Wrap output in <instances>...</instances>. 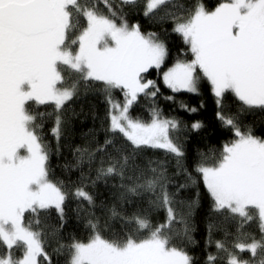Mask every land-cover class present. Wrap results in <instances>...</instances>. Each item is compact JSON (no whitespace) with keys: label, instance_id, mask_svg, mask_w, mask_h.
<instances>
[{"label":"snow or ice","instance_id":"snow-or-ice-1","mask_svg":"<svg viewBox=\"0 0 264 264\" xmlns=\"http://www.w3.org/2000/svg\"><path fill=\"white\" fill-rule=\"evenodd\" d=\"M136 2L121 0L124 5ZM102 3L109 14L81 0H0V245L5 249L0 264H51L43 239L47 213L55 209L62 220L68 193L49 178L50 147L42 132L45 120L54 119L51 134L58 143L68 102L81 83L88 87L93 82L101 86L108 105L106 131L119 139L106 138L95 151L76 149L75 163L66 167L81 170L74 195L93 207L94 197L83 182L95 186L101 180H119L110 193L116 203L106 210L109 220L120 218L125 228L105 238L98 220L90 218L92 235L87 242L71 243L68 264H193V257L173 244L174 239L192 241V205L188 212L176 208L183 203L177 194L187 184L170 191L165 161L144 164L139 159L145 147L163 150L176 159L177 174L183 172L192 181L182 163L183 147L174 136L181 122L163 117L155 106L147 121L130 111L141 96L153 101L158 96L159 86L146 74L164 64L167 45L156 33H143L138 23L130 25L123 10H114L109 0ZM177 7L181 14L171 10ZM143 14L171 20L172 31L190 50V60H177L163 72V84L172 92L197 93L203 78L218 107L231 92L247 108L264 109V0H226L214 10L202 0L190 9L174 0H145ZM115 90L122 101L113 98ZM48 105L51 112L40 110ZM217 117L233 130L235 139L223 145L213 163L202 159L195 171L213 212L225 223L238 217L239 229L254 219L251 213L258 218L261 239L233 245L255 257L264 248V138L242 131L220 111ZM201 127L199 121L191 125ZM145 196L150 209L163 212L162 222L153 225L149 210L127 214L118 208ZM129 224L134 231L126 230ZM214 227L208 225L209 234ZM215 247L227 254L225 264H254L230 251L224 241H216ZM217 259L206 254L207 264Z\"/></svg>","mask_w":264,"mask_h":264},{"label":"trees","instance_id":"trees-1","mask_svg":"<svg viewBox=\"0 0 264 264\" xmlns=\"http://www.w3.org/2000/svg\"><path fill=\"white\" fill-rule=\"evenodd\" d=\"M109 2L117 12L123 10L130 25L138 23L143 33H156L157 37L163 40L168 48V56L161 68L150 70L146 74V78L155 80L159 86L158 96L154 101L151 98L141 96L130 111L134 117L147 121L150 119V109L155 106L161 111L163 117L181 122V129L174 133V136L176 142L183 147L185 155L182 158V163L191 173L192 181H187L183 172L177 174L176 159L172 154L145 147L140 151L139 156L144 164H147L149 160L165 161L167 175L172 181L170 191H175L177 184H187L177 194V199L183 203H178L176 208L181 212H188V204L192 205L190 210L192 241L174 239L173 244L177 247H183L193 257V264H207L206 254L208 253L218 256L215 264H225L227 254L217 252L216 241H224L229 250L234 251L242 259H250L254 261V264H260V261L264 260V248L258 249L256 256L252 257L249 252L240 253L233 247L236 242L250 243L252 239H261L258 218L255 217L254 213H251L254 215V219L244 223L239 229L238 221L240 218L238 217L235 221L225 223L223 217L213 212L212 200L195 168L202 159H206L209 164L213 163L219 157L223 145L235 139L233 130L218 119V111L222 112L224 116L234 119L242 131H250L253 135L264 138V109L247 108L231 92L224 94L222 103L218 107L209 83L203 78L200 80L197 93L172 92L162 82L163 72L177 60H190L192 58L188 46L184 44L178 34L172 31L173 22L168 19L162 21L156 17H146L143 14L145 0H137L132 5H124L119 0H109ZM197 2L200 0H174L177 5L183 4L185 9L195 7ZM222 2H226V0H202L208 10H214ZM81 3H87L89 6L96 4L99 11L109 14L102 0H81ZM171 10L181 14V9L178 7ZM183 14L186 15L187 13L184 12ZM117 22L119 23V20ZM81 23H83V18H81ZM113 95L120 97L117 90L113 92ZM167 97H172V99H167ZM181 105L187 107H181ZM190 108H195L196 111H188L187 109ZM40 110L51 112L52 106H41ZM107 117L108 105L105 101V95L101 86L93 82L88 87L81 83L77 95L68 102L62 117L64 124L58 143L51 134L54 119L45 120L42 135L50 147L49 178L53 182L62 184L65 192L68 193L63 206L62 220L55 209H51L47 213L44 229L46 235L43 239L45 250L51 257V264H68L71 243L74 241L87 242L90 239L92 235V229L88 223L90 218L95 217L98 220V226L105 238H112L114 233H120L121 229L125 228V224L120 218L109 220L110 213L106 210L116 203L110 193L117 190L119 180L109 179L107 184L101 180L95 186L87 180L83 182L86 185L85 190L94 197L95 207H93L74 195L75 188L81 182V170L66 167V165L75 163L76 149L95 151L98 146L104 144L106 138L119 139V137H113V134L106 131L109 123ZM196 121L202 124L198 130L191 128L192 123ZM83 172L86 176L89 175L87 167L83 169ZM91 176L94 178V170L91 172ZM133 200L134 203L118 205V208H122L127 214L149 210V218L153 225L163 221V212L150 209L147 196L143 199L133 198ZM210 223L216 225L211 234L208 231ZM126 230L134 231V225H127ZM225 232L229 234L227 238ZM4 251L3 245H0V253ZM12 251L18 254L17 249ZM41 264H44L43 260H41Z\"/></svg>","mask_w":264,"mask_h":264},{"label":"rangeland","instance_id":"rangeland-1","mask_svg":"<svg viewBox=\"0 0 264 264\" xmlns=\"http://www.w3.org/2000/svg\"><path fill=\"white\" fill-rule=\"evenodd\" d=\"M119 1H121V0H119ZM173 65H174V64H173ZM173 65H172V66H173ZM172 66H171V67H172ZM169 68H170V67H169ZM167 70H168V69H167ZM167 70H165V71H167ZM165 71H164V72H165ZM162 75H163V74H162ZM162 82H163V80H162ZM209 85H210V84H209ZM210 87H211V86H210ZM170 90H171V89H170ZM117 91H119V90H117ZM113 98L122 101V94L120 93V97H116V96L113 95Z\"/></svg>","mask_w":264,"mask_h":264}]
</instances>
